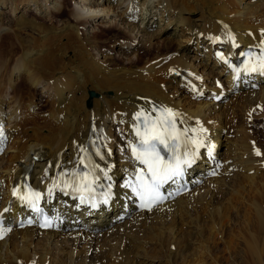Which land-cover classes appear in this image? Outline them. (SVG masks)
Masks as SVG:
<instances>
[{
  "label": "bare ground",
  "instance_id": "6f19581e",
  "mask_svg": "<svg viewBox=\"0 0 264 264\" xmlns=\"http://www.w3.org/2000/svg\"><path fill=\"white\" fill-rule=\"evenodd\" d=\"M49 1L0 0V10H49ZM65 1L50 8L64 17L61 30L37 20L24 27L16 16V27L0 25V264H125L113 255L126 262L132 250L142 261L134 264H153L137 256L146 241L128 227L110 235L143 215L161 223L173 249L192 246L168 253L166 264H264V150L251 143V120L264 121V0H73L72 23ZM111 15L118 21L105 32L126 35L110 44L116 55L99 46L103 29L87 34ZM89 91L97 97L86 107ZM158 108L171 110L180 155L190 154V189L178 194L174 178L142 211L127 186L142 167L131 150L135 115ZM40 210L50 218L45 229ZM104 216L113 227L98 240L90 230Z\"/></svg>",
  "mask_w": 264,
  "mask_h": 264
},
{
  "label": "rangeland",
  "instance_id": "374dc122",
  "mask_svg": "<svg viewBox=\"0 0 264 264\" xmlns=\"http://www.w3.org/2000/svg\"><path fill=\"white\" fill-rule=\"evenodd\" d=\"M49 2H51V0ZM64 3H66L64 5L66 6L65 9L68 12V17H66L65 20H68V18H69L68 21L70 22V20L73 17V13L75 12L76 5L74 4L73 0H66ZM53 4H54V0L52 1V3L49 4V10L47 8H43L42 9L43 12L42 11H38V9H37L38 7H36L34 5H30V6H26V7L19 6L18 11L16 13H13V14L11 13V8L8 6V8H4V9L0 10L1 13H2V16H0V18L2 19V22L0 23V25L2 24V25H5V26H9V27H16V25L12 24V21H11L16 16L17 19L19 18L21 21H24V23L22 24V26H24V27H27L28 24L32 23L33 22L32 20H37L38 22L43 21L47 25H54L55 24L54 27H56V28L60 27L59 30H61L62 29L61 24L64 21L63 20L64 17H59V16L57 17V15H53L55 17H50V15H51L50 8L52 9ZM118 9H120L118 11H122L121 8H118ZM95 13L99 14V17H103V13L102 12L97 11ZM109 18H110V20H109ZM111 18H113V19H111ZM114 19H116L115 21H118V17L117 16H112V15L109 16V17L107 16L106 18H100L98 21H96L94 23L93 26H90L88 28L89 32H87V34L92 33L96 29H98V30L103 29L104 27H105V30H107L106 28L108 26L114 24ZM71 23H72V20H71ZM121 27H122V25H121ZM105 30L103 29V32H102L103 36L98 37L99 39L97 40V42L99 43L100 47L102 46L101 49H105L106 52L111 53V55H116L117 51H118L117 50V46L114 45V47H113L110 44L112 43V41L115 38H120V37H124L125 38L126 35L125 34L123 35L120 31L118 32L117 28L115 29L116 31L114 30V28L110 29V31L112 30L111 32L109 30L105 32ZM25 39H28V38H25ZM158 41H163V40H162V38H160V40H158ZM175 44H176L175 42H172L171 48L176 47ZM188 46L192 47L193 43H189ZM191 54H193V53H191ZM200 70H203V69H200ZM160 86L161 85H159V87ZM161 88H163V84H162ZM256 89L257 88H254L255 91H256ZM244 91H248V90H244ZM38 92H40V93H37L38 95H37V98H36V103L38 105H44L45 103H42V101L40 102V100H41L42 96L46 97V94L43 93L41 91V89H39V88H38ZM85 106H86V102H85ZM257 110L258 111L261 110L260 106L257 108ZM236 120L237 119L234 120L233 124L228 125L227 129H226L228 138L232 139V140L235 139V135H236V132L238 130L237 128L239 127L238 120L237 121ZM251 126H252L251 127V129H252L251 131L253 132V135H254L253 136V138H254L253 142H251V143H254L257 147H259V150H260V148L262 150H264V144H263L264 143V121H263V119L260 118V117H259V119L258 118H253L251 120ZM236 137H239V135L237 134ZM5 146L7 147V141L5 142L4 147H2L3 150H6ZM2 155H3V153L0 152V158L2 157ZM201 182L203 183V181H201ZM145 217H146V215H143V217L141 216L140 221H137V222L133 221L131 217H128V218H125V219L121 220L119 223L124 225V226L120 227L118 229V231L114 230L113 233H111L110 235H112L113 238L116 235L115 237L117 239V237H119L120 234H124V233H126V230L130 229L131 230V234L133 235L132 236L133 239H136V240L138 239L141 242L146 241L145 242L146 245H145V247H143L144 251H140L139 250L137 256H141V255H143V253H146L145 255L148 254V255H150L151 257L154 258L153 264H166V261H165L166 255L168 253H170V252H175V251L179 250V251H181L183 253H186V252H189L192 249V246H190V245H188V248H181V249H178V250L177 249H173V246H174L176 240H174L173 237L170 238V235L162 234V232L157 230V228L159 227V225L161 223H158L156 221H152V219H153L152 217L153 216L149 215V217L148 216L146 218ZM103 219H105V221L103 220L101 222H104V223H99L94 228H91L92 230H90V233H93L94 235L96 234V236L99 235L98 236V240L101 239V236H100V234H102L101 230L103 231L104 229L107 230V229H111V227H113V225L109 226V218L108 217L104 216ZM169 220H170L169 218L166 219V223ZM106 222H108V223H106ZM188 229L191 230L190 228H188ZM123 230L125 232H123ZM114 233H115V235H114ZM155 233H156L157 238H160V239H155ZM178 238H180V236H178ZM159 240L161 241V244H159ZM100 244H102V243H100ZM135 253H136V251L132 250V251H130L127 254V261H126L127 263L134 264V263H137V262H142V261H138V259H136ZM119 254H120V256L122 258L119 256ZM92 255H90V257H89L90 259H93ZM125 255L126 254H124V253L123 254L122 253H116L113 256L116 258V261L119 258L121 260L120 261L121 263H125L126 264V262H125V260H126L125 257L126 256ZM145 255H143V256H145ZM79 260H80V262L85 260L84 264H87L89 262L88 257H87V259H83L81 257V259H79ZM106 260H109V257H107ZM122 261H124V262H122ZM159 261H162V262L160 263ZM176 261L177 262L175 264H181L180 258H177ZM98 263L100 264L99 261H98ZM82 264H83V262H82ZM104 264H108V263H104Z\"/></svg>",
  "mask_w": 264,
  "mask_h": 264
},
{
  "label": "snow or ice",
  "instance_id": "6c2138e0",
  "mask_svg": "<svg viewBox=\"0 0 264 264\" xmlns=\"http://www.w3.org/2000/svg\"><path fill=\"white\" fill-rule=\"evenodd\" d=\"M247 70L255 72L258 69L253 66ZM259 70L264 71V63L259 65ZM165 111L169 115L151 123V126H149L148 118L145 117L143 130L136 129V135L139 138L138 144L131 145L134 159L144 165V169H146V171L140 169L136 175V182L127 185L140 198L141 207L150 208L152 204L161 200L160 188L162 185L180 177L183 174V165L192 162L187 151L183 153V156L178 153V137L173 135L175 127L170 120L173 114L170 109ZM195 143L197 147L201 146V142L196 141ZM159 146H163V148L161 149ZM161 151H170L173 155L169 159H165ZM34 195L38 199L39 194Z\"/></svg>",
  "mask_w": 264,
  "mask_h": 264
},
{
  "label": "water",
  "instance_id": "95a60500",
  "mask_svg": "<svg viewBox=\"0 0 264 264\" xmlns=\"http://www.w3.org/2000/svg\"><path fill=\"white\" fill-rule=\"evenodd\" d=\"M97 97V94L93 91L88 92V100L86 102L87 106H90L92 98Z\"/></svg>",
  "mask_w": 264,
  "mask_h": 264
}]
</instances>
